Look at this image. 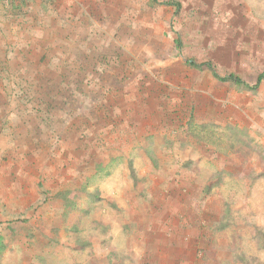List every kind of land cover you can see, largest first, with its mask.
Listing matches in <instances>:
<instances>
[{"label": "rangeland", "instance_id": "1", "mask_svg": "<svg viewBox=\"0 0 264 264\" xmlns=\"http://www.w3.org/2000/svg\"><path fill=\"white\" fill-rule=\"evenodd\" d=\"M176 1L0 0V264H264V0Z\"/></svg>", "mask_w": 264, "mask_h": 264}, {"label": "trees", "instance_id": "2", "mask_svg": "<svg viewBox=\"0 0 264 264\" xmlns=\"http://www.w3.org/2000/svg\"><path fill=\"white\" fill-rule=\"evenodd\" d=\"M168 3H173L174 5H176V6H178V7H180V2H178V1H176V0H173V2H168ZM193 64V63H192ZM207 65V67L208 68H211V64L210 63H208V64H206ZM194 66H198L196 63H194ZM215 73V72H214ZM215 75H216V73H215ZM221 80L222 81H229V80H233L236 84H238V85H242V86H244V87H247L248 89H251V90H257L258 89V87H259V84L262 82V81H264V73H260L258 76H257V81H256V83L255 84H251V83H249V82H247L245 79H243L241 76H239V75H237L236 73H231V74H229V75H227V76H225V77H223V78H221ZM135 174H134V172H133V177L135 178ZM70 192H72V191H68V193H70ZM76 192H78V191H76ZM75 192V193H76ZM63 194V193H62ZM66 194V193H65ZM64 194V195H65ZM70 195V194H69ZM72 196V199L68 202V206H67V208H68V211L71 213V212H73L76 208H79V206H78V201H79V195H76V196H73V195H71ZM78 206V207H77ZM17 223H20V224H17V226H18V228H19V230H22V232H28V229L29 228H27L26 229V226L25 225H27V222H28V220H26V219H21V220H18V221H16ZM23 223V225H21ZM94 223V222H93ZM96 225V224H95ZM97 226V225H96ZM78 224H75L74 226H73V229L75 230V231H77L78 230ZM17 229V228H16ZM9 230H10V232H12L13 231V229L12 228H9ZM16 231V230H15ZM53 233H58L59 232V228H57V227H55L53 230ZM31 236V235H30ZM47 237H49V236H47ZM57 239H59L58 237H57ZM70 244V245H69ZM68 245L71 247V248H73L74 250L76 249V250H83V249H85L86 247L83 245L82 246V244L79 246V243H76V242H69L68 243ZM114 253V252H113ZM93 264H105V262H94L93 261Z\"/></svg>", "mask_w": 264, "mask_h": 264}, {"label": "crops", "instance_id": "3", "mask_svg": "<svg viewBox=\"0 0 264 264\" xmlns=\"http://www.w3.org/2000/svg\"><path fill=\"white\" fill-rule=\"evenodd\" d=\"M259 74H257V76H258ZM257 76H256V79H257ZM263 82V81H262ZM262 82L260 83V84H262Z\"/></svg>", "mask_w": 264, "mask_h": 264}]
</instances>
